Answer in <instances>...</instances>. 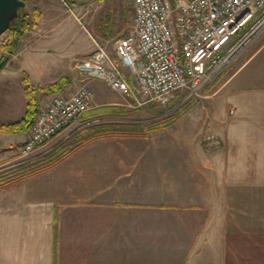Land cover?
<instances>
[{
    "label": "crops",
    "instance_id": "obj_1",
    "mask_svg": "<svg viewBox=\"0 0 264 264\" xmlns=\"http://www.w3.org/2000/svg\"><path fill=\"white\" fill-rule=\"evenodd\" d=\"M50 1L31 0L38 25L0 70V124L25 116L26 76L39 108L84 84L95 91L88 122L124 105L123 94L77 69L89 50L64 19L46 16ZM64 77L61 91L43 90ZM228 82L238 92L222 97L211 127L192 110L146 134L78 142L41 170L0 178V264H264V42ZM28 132H0V169L19 157Z\"/></svg>",
    "mask_w": 264,
    "mask_h": 264
},
{
    "label": "built area",
    "instance_id": "obj_2",
    "mask_svg": "<svg viewBox=\"0 0 264 264\" xmlns=\"http://www.w3.org/2000/svg\"><path fill=\"white\" fill-rule=\"evenodd\" d=\"M131 3V32L113 41V52L97 43L94 52L80 59L76 67L140 107L166 105L184 91L186 98L198 95L235 59L252 33L238 40L240 31L264 10V0ZM94 96V89L84 84L69 96L55 94L46 101L19 147L20 162L44 158L52 142L91 109Z\"/></svg>",
    "mask_w": 264,
    "mask_h": 264
},
{
    "label": "rangeland",
    "instance_id": "obj_3",
    "mask_svg": "<svg viewBox=\"0 0 264 264\" xmlns=\"http://www.w3.org/2000/svg\"><path fill=\"white\" fill-rule=\"evenodd\" d=\"M26 1H28V5L22 8L21 13L25 14V12H29L32 14L36 8H34L31 0ZM50 2H57V5L52 4L48 6L46 16L53 17L54 21L57 19H64L67 22V26L69 25L70 28L74 30L71 38L74 39L75 43H78L81 49L89 50L80 59L90 56L94 52L97 43L113 52V41L119 36L130 33L133 29L134 11L131 0H51ZM65 2L71 6L73 13L66 7L67 5ZM263 20L264 10L258 12L245 26V29L240 31L238 40L249 35ZM24 36L25 35L21 38ZM9 37V33L7 32L0 36V55L2 59L11 55L10 50L5 45L9 41ZM263 42L264 25L255 33H251L235 59L222 69V71L216 74L202 88L198 95L186 98V93L184 91L176 94L166 105H148L144 107L137 106L131 98L124 96L125 98L123 97L122 99L124 105L115 106L121 109L113 110L115 112L110 111L106 114H100L96 118H93L95 119L93 122H88V120H90V115L87 116V114L92 109L91 107V109L69 129L67 134H63L58 140L56 138L52 142L51 145L56 144V147L50 149L48 154L42 159L47 158L45 161L48 162L52 157L58 158L62 156L78 142L99 135H107V133L110 135L124 132L146 134L148 131H152L150 128L157 124L164 126L174 124L177 119L184 117L192 110L196 111L194 113L195 115L204 116L206 119L210 118L211 120L208 127H211L212 119L219 116L223 109L224 102L222 99L225 95H233V93L238 92V88L235 87L234 83L228 82L229 77L241 61ZM18 45L19 42L16 48ZM81 74L86 80L91 79L86 74ZM111 90L117 92L113 89ZM229 111L230 115H232V108H230ZM93 126H103L106 129L111 128L113 130L108 129V132L103 130L99 133L98 131L92 132ZM214 126L217 127V124H214ZM211 140L212 139H210V141ZM29 164H31V162H20L18 157L1 167L0 178H8L10 175H12V177H19L25 170V168L22 167ZM19 171L21 172L19 173Z\"/></svg>",
    "mask_w": 264,
    "mask_h": 264
},
{
    "label": "trees",
    "instance_id": "obj_4",
    "mask_svg": "<svg viewBox=\"0 0 264 264\" xmlns=\"http://www.w3.org/2000/svg\"><path fill=\"white\" fill-rule=\"evenodd\" d=\"M21 10L22 9H20L19 17L17 18V20L15 22L12 23L11 27L7 31V33H9L10 37H9V41L5 45L10 50L11 53H13L15 51L16 46L19 42V39L23 35L28 34L33 27L38 25V20H39L40 15H41L40 11L37 9H35L32 14H30L29 12H25V14H22ZM9 59H10V56H8V57H6L0 61V65L2 64V66L0 67V70L5 66V64L8 62ZM24 84H25V91H26V96H27V111H26L25 116L18 121H14V122H10V123H1L0 124V132H3V133H19V132L27 131L35 120V117H36L37 112L39 110L38 89L36 88V86L31 82V80L27 76L24 78ZM68 84H69V78L64 77V78L60 79L59 81L44 87L43 90L49 94H53V93H57V92L61 91ZM163 126L164 125L157 124L150 129H155V128L163 127ZM92 129H93L92 132L98 131V133L103 131V130L106 132H108L107 131L108 129L113 130L111 128L106 129L103 126H101V127L93 126ZM99 129H102V130H99ZM107 135H109V133H107ZM61 157L62 156H59L58 158H52L48 162L45 161L47 158L40 159V160L33 162L29 165L23 166L22 168H25V170L23 169L24 172L19 177H23L24 175H26L28 173H33L35 171L41 170V169L45 168L46 166H48L50 162H54ZM26 171H28V172H26ZM20 172L21 171H19V173Z\"/></svg>",
    "mask_w": 264,
    "mask_h": 264
},
{
    "label": "water",
    "instance_id": "obj_5",
    "mask_svg": "<svg viewBox=\"0 0 264 264\" xmlns=\"http://www.w3.org/2000/svg\"><path fill=\"white\" fill-rule=\"evenodd\" d=\"M25 7L26 0H0V36L9 30L19 17L20 9Z\"/></svg>",
    "mask_w": 264,
    "mask_h": 264
},
{
    "label": "bare ground",
    "instance_id": "obj_6",
    "mask_svg": "<svg viewBox=\"0 0 264 264\" xmlns=\"http://www.w3.org/2000/svg\"><path fill=\"white\" fill-rule=\"evenodd\" d=\"M263 25H264V20L260 24H258V26L256 28H254V30L252 31V33H255Z\"/></svg>",
    "mask_w": 264,
    "mask_h": 264
}]
</instances>
